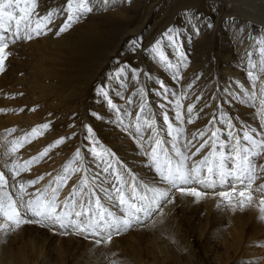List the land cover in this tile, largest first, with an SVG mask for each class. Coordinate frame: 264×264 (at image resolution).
I'll list each match as a JSON object with an SVG mask.
<instances>
[{
	"label": "bare ground",
	"instance_id": "1",
	"mask_svg": "<svg viewBox=\"0 0 264 264\" xmlns=\"http://www.w3.org/2000/svg\"><path fill=\"white\" fill-rule=\"evenodd\" d=\"M27 2L35 3V14L40 17L61 11L48 24L51 30L47 34L25 39L22 32L20 39L9 42L10 55L0 72V171L5 172L10 192L13 184L18 187L36 180L26 193L50 187L47 195L51 197L57 178H66L58 205L74 188L78 198L82 191L94 190L92 207L98 198L99 205L121 217L111 190L113 177L109 173L107 181L104 179L105 162L122 172L126 169L129 184L135 178L138 184L167 189L146 155L152 147L150 137L153 144L156 139L164 140L168 152L175 145L191 156L212 131L224 128L220 119L214 120L222 113L228 114L223 120L231 117L237 129L264 131V108L260 106L264 0H91L93 10L60 35L56 32L67 19L63 11L66 0ZM23 3L21 0V7ZM35 23L34 15L33 26ZM169 29L177 36L175 42L165 37ZM157 41L173 67L153 54ZM186 51L190 52L188 59ZM123 85L127 89L121 98ZM249 92H253L254 102H247ZM142 105L138 123L136 114ZM189 105H194L191 114ZM165 114L173 126L171 138ZM178 114L183 115L182 121L177 120ZM145 117L155 121L159 135L146 129ZM45 123L50 127L42 130V135L29 137L30 142L15 153L4 155L13 140ZM179 129L183 132L178 138ZM201 131L206 134L194 139ZM61 137L63 143L13 181L6 164H23ZM219 139L223 143L227 137L221 132ZM93 140L98 141L95 151L111 153V159L92 154ZM78 149L79 161L74 159ZM210 151L211 144L193 160L199 161ZM260 151L256 160L259 178L253 190L264 184L260 172L264 150ZM75 167L82 170L71 171ZM225 190L230 189L216 191ZM260 197L255 191L252 205L233 211L228 206L218 208L219 198L211 190L197 200L173 189L168 198L172 203L163 202L143 224L133 223L129 233L119 238L113 235L110 243L100 245L95 240L101 237L77 234L73 228L65 230L47 222L25 223L14 230L10 226L7 231L0 230V264H264ZM0 223L4 221L0 219ZM99 246L102 260L98 259Z\"/></svg>",
	"mask_w": 264,
	"mask_h": 264
},
{
	"label": "snow or ice",
	"instance_id": "2",
	"mask_svg": "<svg viewBox=\"0 0 264 264\" xmlns=\"http://www.w3.org/2000/svg\"><path fill=\"white\" fill-rule=\"evenodd\" d=\"M90 3L91 0H66V6L63 11L67 13V19L60 26L56 35H60V33L66 31L82 15L91 12L93 8L90 6ZM105 3H107V0H105ZM35 7V3L29 4L27 0H24L23 7H21V0H0V72L4 71L5 61L10 55L7 51L9 42L20 39L22 32L25 33L23 37L25 39H32L33 35L47 34V31L51 30L48 28V24H51L55 16L60 14L61 11H49L46 16L40 17L35 14ZM34 15L36 16L35 26L32 24ZM171 33V29L167 30L165 37L169 42H175L177 36ZM159 44L160 41H157L152 46L151 50L153 54L168 67H173L160 49ZM252 68L254 70L255 65ZM120 71L123 73L124 69H120ZM248 75L254 83L255 76L253 71H250ZM161 87L164 88V85L161 84ZM261 93L260 106L264 108V88L261 89ZM131 102L130 99L129 104ZM247 102H254L253 92L248 93ZM193 108L194 105L188 106L187 110L189 114L192 113ZM20 111H23V109H20ZM136 115L137 122L139 123L140 117L143 115V105ZM225 115L228 114L222 113L220 118L214 117V120L220 119L224 124V128L212 131L210 137L204 140L191 156L183 154L182 150L175 147V145L172 146V151L168 152L164 140L156 139L153 144L152 138H149L148 142L152 144V147L151 151L146 153V155L149 157L151 166H154L160 181L169 186L167 189L147 184H138L135 178H132V182L129 184L125 180L126 169L122 172L119 169H114L112 163L105 162L106 167L102 169L105 174L104 179L107 181L109 173L113 177L110 182L111 190L115 193L113 199H116L120 206L121 217H117L112 211L99 205L98 198L97 205L93 208L91 198L94 190L93 192L82 191L79 194L80 198H77L78 193L76 188H74L69 197L65 198L63 205H58L57 195L59 188L63 183H66V178L63 180L59 177L57 178V187L52 189L51 197L47 195V188L43 191L37 190L29 195L26 193V188L37 183L36 180L20 183L18 187L13 184L12 191L10 192L8 190L9 181L6 179L5 172L0 171V219L4 221V223H0V230L7 231L10 226L14 230L25 223L47 222L49 225L58 226L65 230L73 228L77 234L101 237L95 240L96 245H100L102 242L110 243L113 231L119 234L120 231L132 227L133 223L143 224L147 218L151 217L161 208L163 202L172 203L173 200L168 198L173 189L181 195L192 196L197 200L203 199L208 194V190H211L219 198L217 203L218 208L228 206L233 211H236L237 208L243 210L252 205L254 192L258 191L261 193L258 205L260 212L259 219L264 220V184L253 190V183L259 178L256 175V160L261 155L260 150H264V131L237 129L231 117L226 121L223 120V116ZM164 120L170 129L168 136L171 138L173 126L168 121L167 114L164 115ZM177 120L182 121L183 115L178 114ZM192 122V118H189L188 123ZM210 123L212 122L210 121ZM145 125L146 129L152 130L159 135L156 132L155 121L153 119L145 117ZM49 127L50 125L45 123L32 128L29 133L19 137L17 140H13L11 142L13 146L4 155L7 156L15 153L19 147H23L25 143L30 142L29 137L35 138V135H42V130H47ZM8 131L14 132L15 129ZM88 132L91 135L92 129L90 127L88 128ZM182 132L183 129H179L177 132L178 138L182 135ZM221 132L227 137L223 143L219 139ZM205 134L204 131H201L199 137L194 136V139L202 138ZM64 139V137L59 138L52 145H49L40 152L38 156L32 157L23 164H18L15 161L11 165L6 164L5 168L11 173L13 181H15L21 172L27 170L32 163L38 162L40 158L46 156L51 148L63 143ZM229 141L232 143H229ZM97 144L98 141L93 140L92 154L101 157L102 160L104 156H108L111 159V153L95 151ZM209 144H211V151L199 161H194L193 157ZM175 157H179V159L173 163ZM79 158L80 151L78 149L74 159L79 161ZM190 160H193V162L189 166L188 162ZM81 170L80 167L71 169L73 172ZM260 172L264 174V165H260ZM81 184L85 188L88 187L84 179L81 180ZM196 186L204 190H199ZM218 188L230 190L216 191ZM125 189H128V191ZM26 195L28 196L27 200L25 199ZM77 207H79V210H76ZM29 216L36 217L37 219L33 221L28 219ZM105 234L107 235V239L103 240L102 237Z\"/></svg>",
	"mask_w": 264,
	"mask_h": 264
},
{
	"label": "rangeland",
	"instance_id": "3",
	"mask_svg": "<svg viewBox=\"0 0 264 264\" xmlns=\"http://www.w3.org/2000/svg\"><path fill=\"white\" fill-rule=\"evenodd\" d=\"M170 28H171V26H169ZM189 54H190V52H188L187 53V51H186V53H185V57L188 59L189 58ZM118 61H119V59H118ZM187 64V62L185 63V65ZM185 65L182 67V69H184L185 68ZM124 86V87H123ZM122 87H121V89H123V91L121 92V95H120V97L122 98L124 95H125V93H126V89H127V85H123ZM117 98H119V97H117ZM141 137V136H140ZM37 164H38V162H37ZM35 167V166H34ZM47 189H48V192H49V190H50V187H46ZM62 188V187H61ZM61 188H59V192H58V195L62 192V190H61ZM48 192H47V194H48ZM57 195V200H58V198H59V196ZM77 198H78V196H77ZM60 200V199H59ZM65 201V199L63 200V202ZM63 202H62V204H61V206L63 205ZM94 205V204H93ZM116 233V232H115ZM112 234V236L114 235V236H116V237H121V235H125V234H127V233H129V228L128 229H126V230H122V231H120L119 232V234ZM125 241L126 240H123V241H121V243H125ZM102 244V243H101ZM100 247V246H99ZM98 247V255L100 256H98V259L99 260H102V253H101V250H103L101 247L99 248ZM240 264V263H239Z\"/></svg>",
	"mask_w": 264,
	"mask_h": 264
}]
</instances>
